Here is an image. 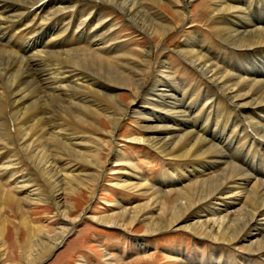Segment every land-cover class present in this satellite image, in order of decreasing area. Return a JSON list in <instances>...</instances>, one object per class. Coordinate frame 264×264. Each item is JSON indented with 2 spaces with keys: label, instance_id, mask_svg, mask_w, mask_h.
<instances>
[{
  "label": "bare ground",
  "instance_id": "6f19581e",
  "mask_svg": "<svg viewBox=\"0 0 264 264\" xmlns=\"http://www.w3.org/2000/svg\"><path fill=\"white\" fill-rule=\"evenodd\" d=\"M39 1L0 0V127L9 136L0 142V249L6 223L2 211H13L20 225L35 234L38 228L30 224L25 205L46 195L62 223L70 222L73 229V220L66 219L72 208L67 196L85 185L81 177L98 184L90 178L101 151L130 114L140 117L144 130L130 141L157 152L163 166L140 174L138 164L117 147L111 149L108 163L117 169L121 165L126 174L114 184L136 196L148 195V200L134 207L116 202L119 213L104 221L121 230L143 221L146 230L137 239L142 249L149 233L187 230L216 246L201 264H264V252H259L264 249V0H211L209 31L215 40L201 35L187 16L188 26L196 25L176 40L175 52L184 66L195 70L194 82L170 73L163 46L166 35L180 25L168 21L162 4L184 19L188 0H49L34 8ZM106 9L119 12L151 43L134 47ZM153 21H167L172 28L166 32ZM148 26L156 34L166 32L160 35L162 43ZM123 56L148 65L115 64ZM191 59L204 62V69L192 67ZM149 65L163 73H148ZM36 74L38 91L35 80L23 107L26 129L16 117V103ZM132 86L131 103L137 108H120L119 90ZM41 98L69 115L75 127L63 129L62 122L43 117L37 107ZM138 98L146 101L145 107ZM106 110H113L107 116L109 130L99 125ZM56 140L53 150L50 142L54 148ZM7 151L12 158L5 160L2 153ZM21 167L30 170L22 174ZM118 218L124 222L117 223ZM65 235L49 248L61 244ZM33 239L29 235L28 243Z\"/></svg>",
  "mask_w": 264,
  "mask_h": 264
},
{
  "label": "rangeland",
  "instance_id": "374dc122",
  "mask_svg": "<svg viewBox=\"0 0 264 264\" xmlns=\"http://www.w3.org/2000/svg\"><path fill=\"white\" fill-rule=\"evenodd\" d=\"M238 1L241 2L242 0ZM174 5L176 4H173V6ZM173 9L174 8L168 3H163L161 7V11H163L165 16L168 17L170 23L180 25L173 35H166L164 38L166 39L163 43V46L165 47L164 51L165 54L168 55L167 57L170 60L172 67L170 73L180 78H188L190 82H194L197 79V74L194 69L184 66V62L175 52V43L179 37H182L181 35L189 31L191 32L196 24H198L196 28L201 35L203 34L206 38L215 40V37L213 38L209 31L212 27V20L210 19L212 2L211 0H188L184 19L180 15L175 14ZM105 13L114 19L115 22L119 23L118 25H121L122 30L120 31V35H125L128 38L130 37L129 39L135 42L134 47L140 48L141 46L151 43V40L146 38L144 34L140 33L137 28L133 27L130 23L125 22L123 17L118 16L119 18H117L112 16V12H109V9H106ZM115 14L117 15V12H115ZM190 15L194 20L192 22L196 24L188 26L186 20L187 16ZM153 22L164 27L166 32L170 26L172 28V25L167 21ZM147 31L154 33V30L149 26ZM165 33H154L156 42L162 43V40H159V38L161 34ZM216 41L221 43L217 38ZM223 45L226 47L229 46L228 44ZM190 61L193 64L192 67L205 66V63L202 61L194 59H191ZM132 63H143L148 65L146 61L136 59V57L132 56H123L120 58V61L115 64ZM103 64L109 65L110 63ZM147 72L150 74L158 72L163 73L160 70L152 69L151 65L148 66ZM39 75L40 74L35 75V78L31 82V86H25L26 94L24 99L16 103L15 113L22 128H28V125H25L24 123L25 118L23 116V107L28 98L32 95L35 80L36 91H38ZM132 90H135L134 86L131 87V90H129L128 87H123L119 90L120 108H124L127 105L129 107L137 108V106H133V103L135 102L131 103L133 98L131 93ZM40 95L42 96L41 92ZM137 101L138 105L145 107V100L138 98ZM37 107L38 110L43 113V117H49L52 123L62 122L63 129L75 127V123L69 115H65V113L62 115L57 108L51 107V104L45 101V99L41 98V101L37 103ZM110 112H113V110L103 111L99 118V125L102 128H105L104 130L112 129V125L107 117ZM19 115H21L20 118ZM125 116L121 121V126L117 128L116 134L111 137L112 143L106 145L101 151V158L97 171L90 178V180L96 181L98 184H87L90 181L84 180L83 177H81L85 185L77 187V189L67 196V200L70 202L72 208L66 219L73 220V229H69L70 222L62 223L61 216L57 212L53 201L49 200L50 196L48 195H46L47 199L43 196L41 200L33 201L28 205H25V209L29 211L30 224L33 225L36 230L38 228L37 232L35 231L36 236H34L35 234H29L27 228L20 225L16 214L6 208L2 211V215H5L4 220L6 219V223L4 226V237L2 241L3 246L2 249H0V264H80L83 259L86 260L87 264H187L189 260H194L201 264L214 254L211 251V247L215 244L210 241L200 240L187 230H163L157 233H149L150 236L144 237L146 239L144 245L146 246L142 249L140 248V245H138L137 239L141 238V235L146 230V225L143 221L139 220L126 230H121L117 227L110 226L106 221L101 220L103 216L116 210V207L114 206L116 202H123L122 204L125 206L134 207L138 206L137 204L145 203L148 200V195L136 196V192H131L125 188L122 189L114 184L115 182H119V175H122L124 178L126 177V174L122 173L124 169L121 165L117 169V165H115L114 162L108 163L111 149L113 151H117L118 149L124 157L131 158V161L134 162V164H138L140 167V174L141 172L144 174L146 169L151 174L152 170L157 171L163 166V160L157 152L152 151L143 143L130 141V138L132 137L139 139L144 133V130L140 127V117L135 118L130 114L126 117ZM83 127L87 128V124H84ZM104 135L105 133L102 132V140L107 141V138ZM8 138V131L5 128L0 127V142L7 141ZM53 144V142H50V148L56 150L57 140L54 148H52ZM255 151L257 152L258 150L255 149ZM2 157L5 160L11 159L12 153L7 151L2 153ZM105 166L107 169L104 172ZM20 169L22 174L30 170L29 167H21ZM102 172H104L103 177L101 176ZM36 173L37 170H35V176ZM258 174L259 173L256 175ZM71 179L72 178L70 177V180ZM170 214L171 212H166L167 217H169ZM115 221L117 223L124 222L121 218H118ZM67 229L68 231L66 232ZM58 233L60 235L66 233L63 242L56 245L54 248H49L50 244H52L51 242L57 237L59 238L60 235ZM29 235L34 238L33 242L31 241L28 243ZM26 243L28 246H26ZM220 247H223L221 249L228 250L226 246ZM178 250L185 253H176ZM259 252H264V249H261ZM185 254H187V256L183 257ZM200 254L202 257H205L207 254V257L201 260L199 257ZM190 256L191 258H189ZM107 257H110V259Z\"/></svg>",
  "mask_w": 264,
  "mask_h": 264
},
{
  "label": "crops",
  "instance_id": "0c3cea01",
  "mask_svg": "<svg viewBox=\"0 0 264 264\" xmlns=\"http://www.w3.org/2000/svg\"><path fill=\"white\" fill-rule=\"evenodd\" d=\"M115 213H119V212L114 210L112 213H110V214H108V215H106V216H103V217L101 218V220H104L106 217H109V216H111V215H113V214H115ZM108 225H110V224H108ZM110 226L118 227V226H116V225H110ZM109 259H110V258H109Z\"/></svg>",
  "mask_w": 264,
  "mask_h": 264
}]
</instances>
